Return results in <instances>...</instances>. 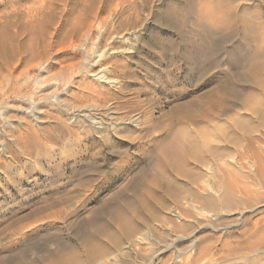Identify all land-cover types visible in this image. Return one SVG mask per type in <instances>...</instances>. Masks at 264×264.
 I'll use <instances>...</instances> for the list:
<instances>
[{
  "label": "rangeland",
  "instance_id": "rangeland-1",
  "mask_svg": "<svg viewBox=\"0 0 264 264\" xmlns=\"http://www.w3.org/2000/svg\"><path fill=\"white\" fill-rule=\"evenodd\" d=\"M35 1L0 0V80L8 72L32 80L42 71L40 58L49 57V76L71 87L59 106L40 103L35 121L15 95L2 94L7 82L0 84V96L9 98L0 105V264H116L107 257L118 251L128 254L121 264H180L174 257L192 243L188 254L202 256L192 264L262 263L264 180L244 159L264 152V0H43L42 7ZM96 15L110 21L108 31L87 30ZM70 41L79 45L72 55ZM98 72L108 79L95 83L89 75ZM223 177L234 200L244 196L207 225L209 204L201 199L202 209L190 210L185 204L199 194L216 196L212 184L224 185ZM143 189L151 195L141 206L133 201L132 215L168 241L165 251L148 241L134 246V237L116 229L118 209ZM177 206L187 218L165 221Z\"/></svg>",
  "mask_w": 264,
  "mask_h": 264
},
{
  "label": "bare ground",
  "instance_id": "bare-ground-1",
  "mask_svg": "<svg viewBox=\"0 0 264 264\" xmlns=\"http://www.w3.org/2000/svg\"><path fill=\"white\" fill-rule=\"evenodd\" d=\"M35 1V0H34ZM46 1V0H45ZM48 1V0H47ZM36 2V7L40 4H37V2H39V1H35ZM42 2H44L43 0H42ZM41 2V4L44 6V4H45V2L44 3H42ZM41 4H40V6H41ZM34 5V4H33ZM40 6H38V7H40ZM34 7H35V5H34ZM42 7V6H41ZM32 8V7H31ZM117 8V7H116ZM115 8V9H116ZM118 12V11H117ZM99 14V13H98ZM100 15V14H99ZM99 15H96V16H94L93 17V19L91 20V22H90V25H89V27H88V31H90V32H100L101 33V31L100 30H103L104 29V27H106V24H107V22L109 21L108 19H104V18H102L101 16H99ZM110 22V21H109ZM107 26H109V25H107ZM107 28V27H106ZM88 31H87V33H88ZM107 31H108V28H107ZM106 31V32H107ZM85 32H86V30H85ZM89 32V33H90ZM94 32V33H95ZM56 33V32H55ZM70 34H71V32H70ZM54 35V34H53ZM72 35H73V37H74V33H72L71 34V37H72ZM89 35V34H88ZM100 35V34H99ZM98 35V33H97V36H99ZM76 36V35H75ZM79 36V35H78ZM77 36V37H78ZM90 37L92 36V35H89ZM94 36V35H93ZM92 36V37H93ZM101 36V35H100ZM70 37V36H69ZM68 37V38H69ZM70 37V38H71ZM75 38V37H74ZM80 38V37H79ZM78 38V39H79ZM97 38V37H96ZM99 39V38H98ZM68 40V39H67ZM75 40V39H74ZM79 41V40H78ZM64 42H66V40L64 41ZM77 42V41H76ZM75 41H70V42H68V43H66V45H65V43H63V46L65 45L66 46V51H67V54H69V53H71V55H72V51L74 50H76L78 47H79V45H77V43H76ZM53 43V42H52ZM62 45V44H61ZM53 47V46H52ZM55 48V47H54ZM63 48V47H62ZM82 48H84V47H82ZM49 50V49H48ZM60 50H61V48H60ZM36 51V50H35ZM58 51V50H57ZM74 51H73V53H74ZM83 51V50H82ZM39 52V51H38ZM37 52V53H38ZM51 52V51H50ZM52 52H54V51H52ZM51 52V53H52ZM59 52V51H58ZM57 52V53H58ZM75 52H77V51H75ZM36 53V54H37ZM61 53V52H60ZM34 54H35V52H34ZM39 54V53H38ZM37 54V55H38ZM53 54V53H52ZM51 54V55H52ZM77 54V53H76ZM33 55V54H32ZM43 54H40V56H42ZM50 55V54H49ZM57 55V54H56ZM66 55V54H65ZM104 55H107V54H105L104 53ZM34 56V55H33ZM54 56V55H53ZM74 57L76 56V55H73ZM102 55H100V57H101ZM65 57H70V56H65ZM74 57H71V59L73 58L74 59ZM96 57H98V55L96 56ZM99 57V58H100ZM38 58H39V56H38ZM38 58H36L35 57V59H38ZM53 58V57H52ZM57 58H58V56H57ZM56 58V59H57ZM102 58V57H101ZM100 58V59H101ZM106 58V57H105ZM34 58H31V60H33ZM96 59V58H95ZM40 62H39V66H40V68H41V72L39 73V74H37L36 76H35V78H33L32 80L30 79V78H28V77H26V76H24V78H22V80L20 81V79L19 78H21L20 76L22 75L21 74V72H20V70H18L19 72H20V74L21 75H19L17 72H15V73H17L16 75L17 76H14L13 74L14 73H12V75H10V74H8V73H5L6 74V78L5 79H2V81H4V82H7V84L9 85V89H7V91H4L2 94L4 95H6V94H8V96H11V95H15L16 96V98L18 99V102L20 101V102H22V107H21V105H20V107H21V109L23 108L24 109V107H25V111H26V113L29 115V116H31V117H34V119H35V121H36V110L38 109V106H39V104L40 103H47V104H49V105H51V106H56V105H58V104H60V103H62V101L64 100V99H62L61 97H63V96H61L63 93L65 94V92L67 93V91H68V89L70 90V87H71V81L70 80H65V79H63V80H59V81H56L57 79L55 78V81H53V78L51 77V76H49V65L51 64V62H50V58L48 57V58H44V57H41L40 58ZM52 60V59H51ZM33 61H37V60H33ZM33 61L32 62H30V63H33ZM38 61H39V59H38ZM68 61V60H67ZM93 61V60H92ZM97 61H98V58H97ZM101 61V60H100ZM37 63V62H36ZM99 63V62H98ZM98 63L96 62V65L98 66ZM18 64H20V63H18ZM17 64V65H18ZM81 64V63H80ZM86 64V63H85ZM91 64V63H90ZM93 64V63H92ZM28 66H29V64H27ZM89 65V64H88ZM28 66L26 67V68H24V69H27L28 68ZM77 66V65H76ZM84 66V65H83ZM14 67V66H13ZM17 67V66H16ZM15 67V68H16ZM21 67V66H20ZM78 67V66H77ZM92 67H94V66H92ZM17 68H19V67H17ZM62 69H63V67H61ZM90 69H91V67H89ZM10 69H12V66H11V68ZM21 69V68H20ZM24 69H22L23 71H24ZM67 69V67L64 69V70H66ZM76 69V68H75ZM78 69V68H77ZM77 69H76V71H77ZM88 69V68H87ZM87 70V75L88 74H90V73H92L91 72V70ZM96 68H94V70H95ZM15 70V69H14ZM14 70L12 71H10V70H8V71H10V73L11 72H14ZM29 70H31V69H29ZM80 70V69H79ZM84 70H86V69H84ZM93 71V70H92ZM78 72V71H77ZM76 72V73H77ZM24 73V72H23ZM67 73V72H66ZM79 73V72H78ZM0 74H2V73H0ZM8 74V75H7ZM48 74V75H47ZM56 74V73H55ZM59 74V73H58ZM82 74V73H81ZM3 75V74H2ZM19 75V76H18ZM86 75V74H85ZM62 76V75H61ZM79 76H80V74H79ZM2 77H4V76H2ZM1 76H0V78H2ZM33 77V76H32ZM70 77H72V76H70ZM82 77H84V76H82ZM89 77L91 78V80H93V81H95V83L97 82V83H101V82H104L105 80H107L108 78H107V76H106V74H105V72H98V73H96V74H94V75H89ZM61 78V77H60ZM69 78V77H68ZM86 78V77H85ZM80 79V78H79ZM76 80V79H75ZM81 80H82V78H81ZM87 80V78L85 79V81ZM1 80H0V84H1V82H2ZM72 81H73V79H72ZM115 81V80H114ZM78 82V80H76V82L75 83H77ZM116 82V81H115ZM114 82V83H115ZM110 82H108V84H109ZM112 84V83H111ZM4 85V84H3ZM75 84H73V86H74ZM80 85L81 86H84V85H87V84H85V82H82V83H80ZM89 86V85H88ZM5 87V86H4ZM6 88V87H5ZM84 88H87L86 86H84ZM48 89H52L50 92H48L47 94H43L44 92L43 91H45V90H48ZM4 90V89H3ZM89 90V89H88ZM49 91V90H48ZM43 92V93H42ZM69 92V91H68ZM87 92V91H86ZM1 94V95H2ZM63 94V95H64ZM75 94H76V92H75ZM89 94V93H88ZM72 95H74V94H72ZM7 96V95H6ZM66 96H68V95H66ZM70 97V96H69ZM7 98L8 97H1L0 96V105L1 106H3V105H5L6 103H7ZM9 99V98H8ZM74 99V98H73ZM13 100V99H12ZM16 100V99H15ZM66 100L67 101H69L67 98H66ZM66 100H65V103H66ZM76 100V99H75ZM14 101V100H13ZM12 101V102H13ZM73 101V100H72ZM71 101V102H72ZM9 102H11V101H9ZM17 102V101H16ZM15 102V103H16ZM74 102V101H73ZM259 102V101H258ZM15 103H13V104H15ZM69 103V102H68ZM64 104V103H63ZM70 104V103H69ZM10 105V104H9ZM17 105V104H16ZM72 105V104H71ZM5 106H7V105H5ZM5 106H3V107H5ZM43 106V105H42ZM59 106V105H58ZM64 106V105H63ZM69 106V105H68ZM19 107V106H18ZM17 107V108H18ZM19 107V108H20ZM40 107V106H39ZM62 107V106H61ZM64 107H66V105L64 106ZM71 107V106H70ZM53 108H56V107H53ZM63 108V107H62ZM74 108V107H73ZM4 109V108H3ZM8 109H11V108H8ZM41 109V108H40ZM39 109V110H40ZM62 111V110H61ZM67 111V110H66ZM81 111V110H80ZM82 112V111H81ZM25 113V114H26ZM39 113H42V111L41 112H39ZM46 113V112H45ZM70 113V112H69ZM78 113H79V111H78ZM1 114V113H0ZM2 114H3V112H2ZM44 114V113H43ZM72 115V114H71ZM75 115V114H74ZM264 115V114H263ZM49 118H51V116H49ZM264 118V117H263ZM38 120V119H37ZM40 121H42V120H40ZM64 121V120H63ZM74 121V120H73ZM97 121V120H96ZM72 122V121H71ZM36 123V122H35ZM38 123V122H37ZM67 123V122H66ZM76 123H78V122H76ZM96 123V122H95ZM9 125V124H8ZM71 126V125H70ZM71 130V129H70ZM253 141V140H252ZM258 141V140H257ZM256 143V142H255ZM248 144H250V143H248ZM251 145V144H250ZM253 146H256V145H253ZM253 146H252V148H253ZM250 147V146H249ZM258 149V148H257ZM263 149H264V147H263ZM246 153V152H245ZM248 153V152H247ZM251 153V152H250ZM248 154L247 156H246V158L244 159L245 160V162H246V166L248 165V167H246V168H248L249 170L248 171H251V172H253V173H260V177H262V180H264V152L262 151H260V150H256L255 149V151H253L251 154ZM238 155V154H237ZM239 155H243V154H239ZM233 156V155H232ZM236 156V155H235ZM230 157V156H229ZM234 157V156H233ZM232 157V158H233ZM235 158H238V157H235ZM240 158H241V156H240ZM226 158H224V160H225ZM239 159V158H238ZM220 160H222V159H220ZM240 160V159H239ZM229 161V160H228ZM232 161V160H231ZM241 161V160H240ZM240 161H238V163H234V164H236L235 165V167L237 166L238 168H241L242 170L240 171V172H242V171H244L243 169V165H242V163L240 162ZM235 162H237L236 160H235ZM232 163V162H231ZM231 163H230V166H231ZM215 164H217V166H218V163L217 162H215ZM233 165V164H232ZM217 166H213L215 169H218V170H220L221 168H219V167H217ZM234 166V165H233ZM232 167V166H231ZM211 168V167H210ZM224 168V167H223ZM234 168V167H233ZM245 168V169H246ZM223 170V169H222ZM234 170H237V169H234ZM248 171H246V172H244V173H248ZM223 171H221V173H222ZM235 172H238V171H235ZM240 172H238V174H241ZM213 173H214V171H213ZM160 174V173H159ZM216 175H217V173H216ZM229 175V174H228ZM227 175V176H228ZM232 175V174H231ZM230 175V176H231ZM236 175H237V173H236ZM243 175V174H242ZM209 176V175H208ZM220 176V175H219ZM222 176H224L223 174H222ZM239 176V175H238ZM146 177V176H145ZM214 177L216 178L217 176H215L214 175ZM221 177V176H220ZM220 177H218V178H220ZM259 177V176H258ZM153 178V177H152ZM213 178V177H212ZM214 178V179H215ZM234 178V177H233ZM237 178V177H236ZM240 178V177H239ZM254 178V177H253ZM146 179V178H145ZM208 179V178H207ZM221 179H222V177L220 178V180H219V182L221 181ZM223 179H224V185H222V184H220L219 186H216V185H214V184H212V190L217 194L216 196L215 195H212V194H209V195H196V197H194V198H190L187 202H186V204L185 205H187V206H189V210L190 209H198V208H200V209H202V206L201 207H198L197 206V204H201L202 202V204H204V205H206V203L207 204H209L210 205V210H204L205 211V213H206V216L207 217H209L208 219V221L206 222L207 223V225H211V226H215V224H216V222H218L219 221V219L221 218V215H222V213H223V211H231L232 210V206H233V202L235 201H238L239 202V200L244 196L242 193H243V191L241 192V195H243L242 197H241V195H239L241 198H239V200L237 199V200H234V194H233V189H231V187L229 186V184L227 185V183H226V179H227V177H226V179H225V177H223ZM259 179V178H258ZM146 180H148V179H146ZM149 180H150V178H149ZM209 180H210V178H209ZM215 180H217V179H215ZM231 180V179H230ZM235 180V179H234ZM243 180L245 181V179L243 178ZM257 180V179H256ZM211 181V180H210ZM144 182V181H143ZM146 182V181H145ZM147 182H149V181H147ZM154 182V181H153ZM230 182V181H229ZM232 182V181H231ZM233 182H235V181H233ZM249 182V181H248ZM152 183V182H151ZM217 183H218V181H217ZM138 184V183H137ZM143 184V183H142ZM232 185H233V183H231ZM239 184V183H238ZM241 184V183H240ZM259 184V183H258ZM149 185V184H148ZM234 185L236 186V184L234 183ZM234 185L232 186V187H234ZM242 185H244L245 187H247V185H245V184H243L242 183ZM261 185H262V183H261ZM153 186V185H152ZM210 186V185H209ZM240 186V185H239ZM249 186V185H248ZM138 187V186H137ZM243 187V186H242ZM146 188V187H145ZM149 188H151V186H149ZM154 188V187H153ZM153 188H151V189H153ZM210 188V187H209ZM244 188V187H243ZM246 189V188H245ZM164 190V189H163ZM209 190V189H208ZM236 191H238V193H240L239 192V190H235V192ZM250 191V190H249ZM248 191V192H249ZM209 192V191H208ZM234 192V193H235ZM247 192V194H249ZM253 192H255L256 193V191H253ZM145 193H148V194H150L151 195V192L149 191V192H147L146 190H141L140 192H138V193H135L134 195H133V198H132V200H130V201H128V202H126L125 204H124V202H123V200H121L122 202H123V205L118 209V212H117V221H118V226L116 225V229H118L119 228V232H121V234H123L122 233V230H123V232H124V236H125V234H127V236L129 237V238H133L134 237V240L132 241V244H134V246H138V245H140V244H143V243H145V242H149V243H155V244H158L159 246H162L161 248H160V250L162 251L163 249V251H165V249H168V241L167 240H161L160 238L158 239V238H156L155 237V229L154 228H150V229H144L145 228V226H147L146 225V222H145V218H139L140 220H136V218H135V216H133L132 215V213L133 214H135L136 213V211H137V208H135L134 207V205H133V201H136L137 203H139V205L140 204H142L143 203V195L145 194ZM205 193H206V191H205ZM204 193V194H205ZM214 194V193H213ZM245 194V193H244ZM259 194V193H258ZM122 195V194H121ZM121 195L119 196L120 198H121ZM236 195V194H235ZM238 195V194H237ZM250 195V194H249ZM239 196H237V197H239ZM251 196H253V195H251ZM236 197V196H235ZM260 198H262V197H260ZM117 199V198H116ZM131 199V198H130ZM134 199V200H133ZM146 199V198H145ZM202 199V202L200 201ZM264 199V198H263ZM116 201H118V200H116ZM119 202V201H118ZM206 202V203H205ZM143 205V204H142ZM145 205V204H144ZM148 205V204H147ZM239 204H237V206H238ZM141 206V205H140ZM150 207V206H149ZM241 207V206H240ZM240 207H237V208H240ZM117 208V207H116ZM143 208V207H142ZM183 208V207H182ZM182 208H178V206L177 207H175L174 209L172 208H170L171 210H170V216L168 217V216H166L164 219H165V221H167L168 222V218H169V220H171L172 222H174V221H181V220H184V218H185V216H184V213H183V210H182ZM145 209V208H144ZM147 209H148V206H147ZM100 210V209H99ZM148 210H150V209H148ZM188 210V209H187ZM187 210H184V211H186V213H187ZM142 212V211H141ZM148 212V211H147ZM102 213V212H101ZM150 213V212H149ZM199 214H200V211L198 212ZM153 214H154V211H153ZM152 214V215H153ZM148 215V214H147ZM163 215V214H162ZM161 215V216H162ZM164 215H166V214H164ZM187 215V214H186ZM99 216V215H98ZM149 216V215H148ZM188 217H191L190 216V214L189 215H187ZM223 216V215H222ZM108 217V216H107ZM113 217V216H112ZM195 217V216H194ZM115 218V217H114ZM151 218V217H150ZM163 218V217H162ZM187 218V217H186ZM185 218V219H186ZM195 220H196V218H194ZM193 219V220H194ZM112 220V219H111ZM110 220V221H111ZM147 220H148V218H147ZM188 220V219H187ZM194 220V221H195ZM103 221V220H102ZM115 221V220H114ZM253 221V220H252ZM262 220H260V219H256V221L254 222L253 221V224H254V226L253 227H256V228H258V226L260 227V222H261ZM183 222H185V221H183ZM182 222V223H183ZM189 222V221H188ZM106 223V222H105ZM240 223V222H239ZM252 223V222H251ZM100 224V223H99ZM161 224V223H160ZM202 224V223H201ZM247 224L249 225V223H248V221H247ZM246 224V225H247ZM184 225V224H183ZM263 225V224H262ZM154 226H155V224H154ZM158 226V225H157ZM156 226V227H157ZM165 226V225H164ZM170 226H171V224H170ZM170 226H168V228L170 227ZM206 226V225H205ZM264 226V225H263ZM33 227V226H32ZM91 227V226H90ZM113 227V226H112ZM115 227V226H114ZM159 228H160V226H158ZM249 227V226H248ZM25 228V227H24ZM166 228V227H165ZM216 228H218V227H215L214 229H216ZM251 228V227H250ZM261 228H262V226H261ZM156 229H158V228H156ZM167 229V228H166ZM252 229V228H251ZM24 230V229H23ZM22 230V232L23 233H25L24 231ZM28 230H30V228H28ZM94 230V229H93ZM121 230V231H120ZM253 230V229H252ZM257 230V229H256ZM27 231V230H26ZM258 231V230H257ZM21 232V233H22ZM116 232V231H115ZM161 232V231H160ZM196 232V231H195ZM194 232V233H195ZM254 232V231H253ZM21 233H19V235L21 234ZM97 233V232H96ZM107 233V232H106ZM112 232L110 231V234H111ZM114 233V232H113ZM111 234V235H114V234ZM159 234V233H158ZM255 234V233H254ZM261 234H263L262 233V231H261ZM16 235V234H15ZM14 235V236H15ZM18 235V234H17ZM94 235V234H93ZM98 235V234H97ZM194 235V234H193ZM239 235V234H238ZM24 236V235H23ZM120 236V235H119ZM123 236V237H124ZM126 236V237H127ZM240 236V235H239ZM17 237H19V236H17ZM95 237V236H94ZM118 237V236H117ZM164 237V236H163ZM191 237V236H190ZM194 237V236H193ZM244 237V236H243ZM247 237H249V236H247ZM246 237V238H247ZM89 238H91V237H88L87 239H89ZM238 238V237H237ZM240 238V237H239ZM238 238V239H239ZM242 238V237H241ZM262 238H263V236H262ZM15 239V238H14ZM96 239V238H95ZM176 239V238H175ZM191 239V238H190ZM201 238H199V240H200ZM237 239V240H238ZM245 239V238H244ZM11 240V239H10ZM92 240V239H91ZM97 240V239H96ZM105 241H106V239H104ZM103 240V241H104ZM114 240V239H113ZM120 240V239H119ZM123 240H125V239H123ZM130 240V239H129ZM128 240V241H129ZM179 240H181V239H179ZM241 240V239H240ZM247 240V239H246ZM252 240H254V239H252ZM21 241V240H20ZM89 240H87V242H88ZM98 241V240H97ZM102 241V242H103ZM111 241V240H110ZM115 241V240H114ZM260 241H261V238H260ZM13 242V241H12ZM22 242V241H21ZM92 242V241H91ZM118 242V241H117ZM236 242V241H235ZM238 242V241H237ZM242 242V241H241ZM250 242V241H249ZM263 242V241H262ZM11 243V242H10ZM93 243H95V242H93ZM107 243H109V242H107ZM119 243V242H118ZM177 243V242H176ZM196 243V242H195ZM239 243H240V241H239ZM246 243H248V242H246ZM245 243V244H246ZM253 242H251V243H249V244H252ZM258 243V242H257ZM92 244V243H91ZM111 244V243H110ZM120 244L121 243H119L118 245L120 246ZM124 244H126V243H124ZM131 244V245H132ZM148 244V243H147ZM172 244V243H171ZM191 244V243H190ZM189 244V245H190ZM230 244V243H229ZM229 244H228V247H229ZM231 244H233V243H231ZM230 244V245H231ZM235 244V243H234ZM261 244V243H260ZM115 245H117V244H115ZM127 246H128V244H126ZM201 245V244H200ZM227 245V244H226ZM242 245V244H241ZM243 245H244V242H243ZM253 245H256V243L254 244L253 243ZM253 245H250L252 248H257V247H254ZM92 246H93V244H92ZM97 246V245H96ZM102 246H104V245H102ZM124 246V245H123ZM146 246V245H145ZM173 246H175L176 247V245H173ZM233 246H235V245H233ZM247 246H248V244H247ZM257 246V245H256ZM263 246V245H262ZM94 247V246H93ZM105 247V246H104ZM108 247V246H107ZM112 247V246H111ZM117 247V246H116ZM122 247V246H121ZM121 247H119V249H121ZM129 247H130V245H129ZM128 247V248H129ZM142 247H144V246H142ZM195 247H196V245L194 244V243H192L191 244V246H190V249L189 250H181L180 252H179V254H178V256H177V254H176V257H174L175 259H176V262L175 263H180V264H192V262L193 261H197V260H201L202 259V256H200V257H193V255H190V254H188L190 251L192 252L193 250H194V252H195ZM207 247V246H206ZM205 247V248H206ZM225 247H227V246H225ZM224 247V248H225ZM231 248H232V245L230 246ZM230 247H229V249H230ZM241 247V246H240ZM259 247L260 246H258V250H259ZM70 248V247H69ZM91 248V247H90ZM89 248V249H90ZM114 248V246L112 247V249ZM127 248V247H126ZM140 248V247H139ZM177 248V247H176ZM204 248V247H203ZM237 248H239L238 247V245H237ZM261 248V247H260ZM93 249V248H92ZM91 249V250H92ZM102 249V248H101ZM110 249V248H109ZM115 249V248H114ZM117 249V248H116ZM115 249V250H116ZM122 249H124V247L122 248ZM130 249L131 250H133L131 247H130ZM171 249V248H170ZM202 249V248H201ZM223 249V248H222ZM228 249V250H229ZM232 249H234V248H232ZM243 249V248H242ZM241 248H240V250H242ZM254 249V250H255ZM94 250V249H93ZM108 250V249H107ZM134 250H135V248H134ZM197 250V249H196ZM207 250H209V249H207ZM239 250V251H240ZM257 250V249H256ZM257 250V251H258ZM263 251H264V249H262ZM22 251V250H21ZM20 251V252H21ZM62 251V250H61ZM70 251V250H69ZM69 251H68V253H69ZM73 251V250H72ZM71 251V252H72ZM86 251V250H85ZM103 251V250H102ZM101 251V252H102ZM125 251H126V249H125ZM142 251V250H141ZM174 251V250H173ZM238 251V250H237ZM239 251H238V253H239ZM242 251H244V249L242 250ZM75 252V251H74ZM73 252V253H74ZM90 252H92L93 253V251H90ZM97 252V251H96ZM104 252H105V250H104ZM176 252V251H175ZM199 252V251H198ZM213 252V251H212ZM222 252H224L223 250H222ZM226 252H228V251H226ZM229 252H231V251H229ZM235 252V251H234ZM64 253V252H63ZM72 253V254H73ZM91 253V254H92ZM124 252H120V251H118V252H116V253H111L110 254V256H108L107 258H110V259H112V258H115L116 259V264H121V262H123V261H125V263H126V260H125V258H126V256L128 255H126V253H124ZM156 253H157V251H156ZM201 253V252H200ZM210 253V252H209ZM219 253V252H218ZM236 253V252H235ZM234 253V254H235ZM66 254H67V252H66ZM75 254H81L80 252L79 253H75ZM188 254V255H187ZM194 254V253H193ZM233 253H232V255H234ZM241 254V253H240ZM243 255H244V253H242ZM245 254H247L248 255V253L246 252ZM65 255V254H64ZM93 255V254H92ZM91 255V256H92ZM95 255V254H94ZM93 255V256H94ZM109 255V254H108ZM138 255H140V254H138ZM150 255V254H149ZM201 255V254H200ZM222 255H224V254H222ZM246 255V256H247ZM50 256V255H49ZM63 256V255H62ZM67 256H69V255H67ZM84 256V255H83ZM88 256V255H87ZM204 256H205V254H204ZM210 256H212V255H210ZM215 256V255H214ZM221 256V255H220ZM226 256L228 257L229 255H227L226 254ZM226 256H222V257H220V259H226ZM245 256V255H244ZM249 256V255H248ZM60 257H61V255H60ZM73 257H74V255H73ZM76 257V256H75ZM106 257V256H105ZM136 257V256H135ZM135 257H134V259H135ZM224 257V258H223ZM27 258V257H26ZM56 258V257H55ZM59 258V257H58ZM77 258V257H76ZM81 259H82V256L80 257ZM80 258H78V259H80ZM92 258H94V257H92ZM131 258V257H130ZM210 258H212V257H210ZM253 258V257H252ZM257 258V257H256ZM255 258V259H256ZM21 259H23V257L21 258ZM28 259V258H27ZM39 259V258H38ZM48 259V258H47ZM52 259V258H51ZM69 259V258H68ZM75 259V258H74ZM73 259V260H74ZM254 259V258H253ZM20 260V259H19ZM49 260V259H48ZM55 260V259H54ZM59 260V259H58ZM61 260V259H60ZM59 260V261H60ZM77 260V259H76ZM89 260V258L87 259V261ZM104 260H106V259H104ZM132 260V259H131ZM147 260V259H146ZM151 260H153V258L151 259ZM169 260V259H168ZM172 260V259H171ZM209 260H211V259H209ZM217 259H215L214 261L215 262H217L218 260H219V257H218V260L216 261ZM228 260V259H227ZM23 261V260H22ZM29 261H31V260H29ZM90 261V260H89ZM107 261V262H106ZM106 261H103V262H101L100 264H109V262H108V259L106 260ZM110 261V260H109ZM204 261V260H203ZM203 261H201V262H203ZM220 261V260H219ZM222 261V260H221ZM254 261H256V260H254ZM4 262V261H3ZM16 262V261H15ZM18 262V261H17ZM25 262H28V260H26ZM32 262H33V260H32ZM35 262V261H34ZM53 262V261H52ZM57 262V261H56ZM64 262V261H63ZM114 262V261H113ZM127 262H128V260H127ZM134 262V261H133ZM145 262V261H144ZM149 262V261H148ZM152 262V261H151ZM210 262H213L212 260L210 261ZM209 262V263H210ZM257 262V261H256ZM258 262H259V259H258ZM257 262V263H258ZM264 261H262V263H263ZM14 263V262H13ZM12 263V264H13ZM18 263H20V261L18 262ZM17 263V264H18ZM30 263V262H29ZM28 263V264H29ZM37 263V262H36ZM132 263V262H131ZM214 263V262H213ZM212 263V264H213ZM218 263H220V262H217V264ZM262 263H260V264H262ZM16 264V263H15ZM20 264H22V263H20ZM53 264V263H52ZM58 264H60V263H58ZM67 264V263H66ZM83 264H85V263H83ZM86 264H88V262L86 263ZM140 264V263H139ZM142 264V263H141ZM145 264H147V263H145ZM152 264V263H151ZM170 264H172V262L170 263ZM204 264V263H203ZM207 264H208V262H207ZM259 264V263H258Z\"/></svg>",
  "mask_w": 264,
  "mask_h": 264
}]
</instances>
